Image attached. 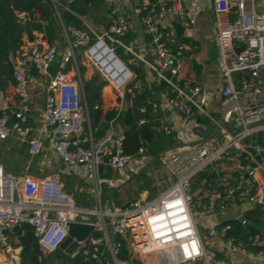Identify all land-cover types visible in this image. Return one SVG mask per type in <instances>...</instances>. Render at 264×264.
<instances>
[{"label":"built area","instance_id":"built-area-1","mask_svg":"<svg viewBox=\"0 0 264 264\" xmlns=\"http://www.w3.org/2000/svg\"><path fill=\"white\" fill-rule=\"evenodd\" d=\"M105 3L112 6L107 15L108 27L97 29L93 42L84 32L69 29L73 41L68 42L56 68L53 66L57 45L47 43L40 33L36 38L32 36V42L28 34L23 35L14 73L17 104L7 106L0 90V140L12 139L24 145L30 161L46 150L45 142H48V150L64 164L65 174L74 173L92 184L93 199L91 208L79 206L64 192L60 179L17 176L7 172L0 163V252L3 253L0 264H21L18 249L22 226L31 227L41 252L52 254L67 238L68 226L72 223L88 224L93 227V233L77 242L70 258L79 252L81 257H90L99 264H108L109 260L113 264H194L197 261L227 264L216 259L213 247L205 248L193 211L202 202L200 215L207 218L246 204L264 203L259 183V178L264 176V148L254 142L257 134L264 133V96L245 104L239 102L264 76V0H157L155 4L150 0H131L137 11H145L141 23L148 36L149 61L135 52L132 42L121 43L120 39L130 31L129 25L124 15L113 7L114 0H105ZM209 6L214 16L221 96L233 114V133L217 149L195 145L163 156L164 167L176 179L151 200L125 208L103 205L100 200L103 189H115L116 182L99 176L98 167L103 165L116 172L127 167L138 170L143 151L139 150L138 158L126 155L124 136L116 133L111 124L98 140H93L89 128L84 133L89 120L83 82L80 77L74 80L69 76L68 65L75 67L78 74L76 54L79 52L115 93L119 114L141 90V84L134 82L133 71L115 54L116 49H122L123 55L131 58L133 67H147L168 86L159 103L152 99L146 101L153 113L161 107L164 112L176 114L172 126L162 114L158 130L174 134L175 140L190 139L195 134L193 109L199 108L193 98L201 93L202 87L181 83L179 71L186 46L178 44L171 48L168 43L171 34L161 22L165 17L191 19ZM15 17L22 21L26 14L17 12ZM183 25L189 26L188 22ZM102 50L123 65L118 77L114 74L115 68L108 71L99 64L97 58ZM27 66L33 67L36 74L24 76L22 71ZM51 67L52 75L49 74ZM234 73L244 74L238 86L233 80ZM41 78H48L44 108L38 129L29 134L23 129L31 112L28 88L37 85ZM139 114L142 117L139 124H144L146 107L140 108ZM221 162L227 165L225 173ZM204 172L209 177L212 173L217 175L220 190L210 178L211 183L202 180L203 188L193 193L192 185ZM80 218L87 220L80 221ZM229 230V224L211 228L206 237L215 240ZM110 235L124 238L127 259L119 258V245L111 242ZM220 247L228 256H242L250 264H264V234H253L246 241L224 238Z\"/></svg>","mask_w":264,"mask_h":264},{"label":"crops","instance_id":"crops-1","mask_svg":"<svg viewBox=\"0 0 264 264\" xmlns=\"http://www.w3.org/2000/svg\"><path fill=\"white\" fill-rule=\"evenodd\" d=\"M55 4L59 9H65L60 8L57 2H55ZM113 7L118 12L123 14L127 20L130 31L126 35H129L130 42L134 44L135 52L142 56L144 60L149 61V56L146 50L148 36L146 35L141 23V18L143 17V15H141L142 11H137L133 7L131 0H114ZM111 8L112 6L107 5L106 3L103 6L96 8H87L85 15L79 17L86 29L84 33L90 41L95 40L97 36V29L108 27L107 15ZM58 20L61 25V32L59 40L54 43L58 48L55 64L53 66L54 68H56L57 63L60 61L61 54L67 47L68 42L73 41V36L69 33L67 34L59 18ZM185 22H188V27L183 25ZM173 23H177L182 26L183 33L180 37L177 36V33L172 27ZM161 25L171 34L168 40L171 48H174L178 44L186 46L179 71L181 83L187 84L191 87L200 84L202 87L201 93L193 98L199 107L193 109L195 134L187 140H184L183 138H176L178 141L176 140L175 146L168 149L169 151L166 150L168 151L167 153L160 155V157H158V161L155 159L149 160L148 157L146 158L143 155L142 162L138 170L132 167H127L122 172H116L108 170V168L104 167L102 175L115 180L117 187L113 190L103 189L100 200L103 205H107L112 208H125L130 206L133 203L132 200H134V195H132L133 192H136L137 198L141 197L140 184L142 180L139 181L138 179L141 173L146 171L147 178L152 180L154 185L157 184V177L155 172L152 170V167L159 163H161L164 167L162 162L163 156H166L171 152L183 151L184 149L195 145H203L210 149H217L225 143L227 137L234 131L233 114L229 112L223 104V98L221 96L222 80L221 72L217 65V49L215 45L216 32L211 6L198 12V14L191 19L188 16L175 19L165 17L162 20ZM140 31L143 32L145 39V45L143 47H138L136 41ZM31 34L34 38L38 37L37 32H32ZM17 54L18 52L15 55L9 56V61L14 67V72ZM77 54L82 57L79 52ZM124 57L131 59L127 56ZM77 61L79 60L76 58V69L78 74L75 71V67L73 68V66L69 64L66 69V71L69 72V76H71L74 80H77L80 77L83 84L91 80H96V84H99L100 82L104 83L99 76L95 74L94 69L90 65L84 61H81V64H77ZM131 61L132 60L128 62V65L135 68L133 67ZM79 67L84 68V74L82 77L79 74ZM141 68L145 74L143 83L140 82L142 88L150 90L151 99L156 103H159L160 98L165 91H161L159 87L162 81L159 80L154 72L147 67L142 65ZM34 70L35 69L33 67L27 66L22 72L24 76H28L34 75L32 74ZM240 74L242 75V73ZM238 75V73L233 74V80L236 86L239 85ZM47 82L48 78H41L37 85H29L28 89L31 98V112L28 115V123L26 127L23 128L24 130H28L29 134H33L40 125L41 112L45 103ZM14 85L15 81L13 78V82L8 80L5 81L3 87L0 89L6 97L5 103L9 107L17 104ZM263 96L264 76L258 85L253 90L248 92L244 98H241L239 102L241 104H245ZM116 104L117 99L115 93L104 83L100 90L99 108L103 111V113H107L112 110H116ZM162 114L167 117V124L169 126H172L174 121H176V114L171 111L164 112V110L160 107L158 112L155 113L157 125ZM114 130L116 133H120V130L116 128H114ZM45 146L47 147L46 150L35 156L32 161H30L24 145L12 139L0 140V163L4 166L7 172L17 176L22 173H31L29 175L38 179L56 177L60 179L66 193H68L79 206L91 208L93 205L91 193L92 184L87 179L74 173L65 174V166L62 161L50 150H48V142H45ZM220 164L224 165L222 166V171L225 173L227 165L222 162ZM259 183L264 193V176L259 178ZM215 187L217 186L215 185ZM165 189H160L158 192ZM218 189L220 190V188ZM130 198L132 199L130 200ZM201 207L202 202L201 204L196 205L193 215L197 213L200 218L207 223V231L211 228L218 229L224 225H230L233 222H238L242 226H247L248 224H242V221H245L244 214L251 210L255 211L253 209V205L246 204L240 209L227 211L225 213H215V215L204 218L200 215ZM256 212L264 214V211ZM261 222L264 223L263 218ZM257 233L264 234V228L258 227ZM222 240H224L223 236H218L215 240H209L210 246L215 249L217 254H221L225 259H228L231 264H250L242 256H228L225 254L220 247ZM20 250L21 247L18 249V254L20 253ZM42 258L46 264H73L70 262V259L73 258H70L69 255H66L60 250H57L52 254L42 252ZM134 263L136 262L134 261Z\"/></svg>","mask_w":264,"mask_h":264},{"label":"trees","instance_id":"trees-1","mask_svg":"<svg viewBox=\"0 0 264 264\" xmlns=\"http://www.w3.org/2000/svg\"><path fill=\"white\" fill-rule=\"evenodd\" d=\"M66 2L65 9H59L52 0H0V89L3 87L5 81L13 82L14 67L9 61L10 55H15L22 45L23 35L27 33L37 32L42 34L44 40L49 44H54L59 40L61 32L60 19L64 29L68 34L69 29L75 31L85 32L79 17L85 15L87 8H96L103 6L105 0H64ZM157 0H150L151 4H155ZM56 6V7H55ZM22 12L26 14L25 20H18L15 13ZM145 11L141 12L144 15ZM123 42H122V41ZM121 43L127 45L130 42L129 35L121 38ZM93 42V41H90ZM122 53V49L118 48ZM140 65L138 68H132L135 76L134 82L143 83L145 74ZM32 74H36L34 70ZM79 74L82 77L84 68L79 67ZM238 81L244 76L240 74ZM104 83L96 84V80H91L83 84L84 93L87 94L94 90L92 100L87 102L88 109V128L93 140H98L107 130L111 124L114 128L120 130L124 136L123 151L126 155L132 158H138L139 150L147 154L149 160L155 159L162 152L171 149L175 146L176 140L174 134H166L158 130L155 113L146 106V101L151 99V92L148 89H143L141 86L140 92L132 100L131 105L126 110L118 112L112 110L107 113L96 106H100V90ZM130 85L129 87H131ZM160 90L168 89L166 83H160ZM128 97V95L126 96ZM146 107L145 123L139 124L142 118L139 114V109ZM87 125L84 127V133L88 132ZM254 142L261 148H264V133H259L254 137ZM250 141V140H249ZM147 158V157H146ZM243 163H246L244 156H241ZM155 161V162H156ZM154 162V163H155ZM141 181L140 189H150L154 187V182L147 178L146 171L139 176ZM210 182L211 179L206 172L201 173L198 179L192 185L193 193H198L200 188H203L200 182ZM156 189L154 193L156 194ZM264 214L256 211H248L244 214V220L247 226H242L238 222L230 224V230L224 233L223 237H232L237 240L246 241L247 238L257 233V228H264ZM21 238L23 242L20 243L19 258L22 264H46L42 258V252L34 238L31 227L24 225L21 228ZM99 237V234H94ZM111 242L114 245H119V258L127 259L128 253L126 249V242L120 236H111ZM217 260H224L227 264H231L228 259H225L221 254L216 255ZM73 264H99L98 261L90 257L82 259H70ZM105 264V262H104ZM194 264H204L203 261H197Z\"/></svg>","mask_w":264,"mask_h":264},{"label":"water","instance_id":"water-1","mask_svg":"<svg viewBox=\"0 0 264 264\" xmlns=\"http://www.w3.org/2000/svg\"><path fill=\"white\" fill-rule=\"evenodd\" d=\"M53 3L57 2L58 6L60 8H66V2L64 0H52ZM173 29L175 30V32L177 33V36L180 37L183 33V28L182 26H180L177 23H173L172 24ZM138 37H137V46L138 47H143L145 45V39L143 36V32L140 31L138 33ZM28 38L29 41L32 42L33 37L31 35V33H28ZM54 69L51 67L49 69V74L52 75ZM93 93L94 90L90 91L89 93L86 94L85 99L86 102H90L92 100L93 97ZM127 108H125L126 110ZM169 151V150H168ZM168 151L162 152V154L167 153ZM161 154V155H162ZM144 157H148L146 153H144ZM106 163V159L104 160V164ZM109 170V169H108ZM102 171H103V165L98 167V175L102 176ZM31 173H22L19 176H23V175H29ZM210 178L212 180H214L215 185L221 189L220 186V182L217 179V175L216 174H210ZM253 209L255 211H264V203H256L253 205ZM80 221H86V218H80ZM93 233V227L88 225V224H84V223H72L69 224L68 226V236L65 239V241L62 243V245L60 246L59 250L64 252L66 255H70L72 252H74L77 249V242L83 241L85 240L87 237H89L91 234ZM23 242V239L20 238V243ZM3 257V253L0 252V258ZM73 259H84L83 257L80 256L79 252H76V254L74 255ZM108 264H113L111 260L108 261Z\"/></svg>","mask_w":264,"mask_h":264},{"label":"rangeland","instance_id":"rangeland-1","mask_svg":"<svg viewBox=\"0 0 264 264\" xmlns=\"http://www.w3.org/2000/svg\"><path fill=\"white\" fill-rule=\"evenodd\" d=\"M96 35H97V32H96ZM121 40V39H120ZM122 41V40H121ZM123 42V41H122ZM115 54H116V56L129 68V69H131L132 70V67H130L129 65H128V62L131 60V59H128V58H125L123 55H122V53L119 51V49H117L116 51H115ZM76 58H77V60H79V61H77V64H81V61H84L83 60V58L82 57H80V56H78V54L76 55ZM85 62V61H84ZM94 72H95V74H97V76H99V74L96 72V70L94 69ZM99 78H100V76H99ZM101 79V78H100ZM40 154V153H39ZM152 170L155 172V174H156V177H157V184L156 185H154V187L153 188H150V189H145V190H141V197L139 198H137V195H136V192L134 193L133 192V194L132 195H134L133 196V198H134V200H132V204H134V203H139V202H147V201H149V200H151L152 198H154V196H156V194L158 193V190H160V189H165L167 186H169L172 182H174L175 181V177L172 175V174H170L163 166H162V164L161 163H159V164H156V165H154L153 167H152ZM116 187H117V185H116ZM157 190L156 191V194L154 193V190ZM63 190H64V188H63ZM191 190H192V187H191ZM64 192H66L65 190H64ZM68 194V193H67ZM136 195V196H135ZM132 198H130V200H131ZM194 219H195V221H196V223H197V226H198V232H199V234H200V236H201V238H202V241H203V244H204V246H205V248H208V249H211V246H210V243H209V240L207 239V233L209 232V230L207 231V229H208V226H207V223L202 219V218H200V216L197 214V213H195L194 214Z\"/></svg>","mask_w":264,"mask_h":264},{"label":"bare ground","instance_id":"bare-ground-1","mask_svg":"<svg viewBox=\"0 0 264 264\" xmlns=\"http://www.w3.org/2000/svg\"><path fill=\"white\" fill-rule=\"evenodd\" d=\"M97 60L99 64H101L102 67L107 69L108 71H113V69L115 68L116 71H114V74L116 77H118L119 73L123 69V65L116 61L115 58L111 56L106 50H102Z\"/></svg>","mask_w":264,"mask_h":264}]
</instances>
